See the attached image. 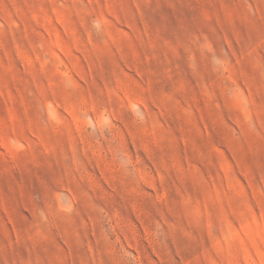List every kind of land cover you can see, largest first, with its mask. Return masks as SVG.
Wrapping results in <instances>:
<instances>
[{
  "label": "rangeland",
  "instance_id": "1",
  "mask_svg": "<svg viewBox=\"0 0 264 264\" xmlns=\"http://www.w3.org/2000/svg\"><path fill=\"white\" fill-rule=\"evenodd\" d=\"M0 264H264V0H0Z\"/></svg>",
  "mask_w": 264,
  "mask_h": 264
}]
</instances>
